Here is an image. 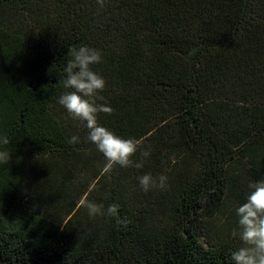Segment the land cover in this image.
Returning a JSON list of instances; mask_svg holds the SVG:
<instances>
[{
    "label": "trees",
    "instance_id": "1",
    "mask_svg": "<svg viewBox=\"0 0 264 264\" xmlns=\"http://www.w3.org/2000/svg\"><path fill=\"white\" fill-rule=\"evenodd\" d=\"M81 45L103 56L98 123L140 141V169L105 171L57 103ZM0 138V264H234L236 209L264 179V0H0Z\"/></svg>",
    "mask_w": 264,
    "mask_h": 264
},
{
    "label": "clouds",
    "instance_id": "2",
    "mask_svg": "<svg viewBox=\"0 0 264 264\" xmlns=\"http://www.w3.org/2000/svg\"><path fill=\"white\" fill-rule=\"evenodd\" d=\"M100 7H104L106 0H96ZM68 59L62 69L64 73L63 87L67 90L61 94L57 103L63 106L73 120L80 121L87 128V140L96 146L103 154L106 164L105 171L115 166L135 167L140 169L144 159L134 162L132 157L140 147V141L135 138H123L98 123V114H111L112 109L104 103L100 95L106 87L104 77L93 70V65L102 62V52L95 47L81 45L72 47L67 53ZM0 143L8 145L7 138H0ZM70 143H79V137L71 136ZM148 151L141 152L146 158ZM11 154L7 150H0V163L8 164ZM83 177L84 173L80 174ZM140 187L147 192L153 188L167 187V176L154 177L145 173L137 177ZM249 192L246 202L236 209L238 226L231 232L232 237H239L241 246L232 252L234 264H264V179L248 185ZM87 212L90 217H114L118 224H125L126 218H119L120 205L112 203L104 207L96 202H87Z\"/></svg>",
    "mask_w": 264,
    "mask_h": 264
}]
</instances>
